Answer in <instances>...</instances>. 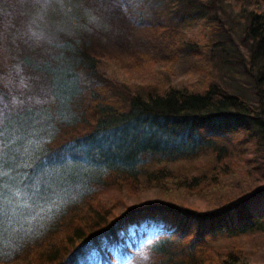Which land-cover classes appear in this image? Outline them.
I'll return each mask as SVG.
<instances>
[{"label":"trees","instance_id":"16d2710c","mask_svg":"<svg viewBox=\"0 0 264 264\" xmlns=\"http://www.w3.org/2000/svg\"><path fill=\"white\" fill-rule=\"evenodd\" d=\"M55 1L22 14L56 12L19 34L28 91L0 81V264H264V0H102L111 56ZM115 56L155 80L112 86Z\"/></svg>","mask_w":264,"mask_h":264},{"label":"rangeland","instance_id":"374dc122","mask_svg":"<svg viewBox=\"0 0 264 264\" xmlns=\"http://www.w3.org/2000/svg\"><path fill=\"white\" fill-rule=\"evenodd\" d=\"M102 0H77V2L81 3L83 9H87L88 11V22L97 21V39L94 38L93 45L94 48L97 49L99 45V50L105 52L104 55L111 56L113 54H122L126 52L130 40H129V30L127 33L126 40L120 46H116L118 39L114 38L116 34H124L125 30H127L128 26L126 25L124 18L122 15L116 14V12H111L109 10V6L101 5ZM105 1V0H103ZM108 5L111 3L109 0ZM14 3V4H13ZM28 3H32V0L25 2V0H0V4L4 7H0V81H1V89L5 94L8 90L10 94H14V96L22 95L25 91H28L29 85L26 87L24 84V80L18 74V67L12 65L13 55L16 54L19 40V34H22L23 31L27 30V33L30 34L36 28H39V17L40 20L43 19L42 16L50 18L55 15L56 12L51 10L47 13L45 8H39V11H36L34 14L29 12L30 15L28 21L26 22V17H23L22 14L26 13V8H29L31 5H26ZM106 3V2H105ZM54 5L58 7L65 8L66 6H73V0H57L53 2ZM35 8V5H34ZM81 8V6H80ZM6 9V12L3 10ZM43 10V13H42ZM84 13L82 10H80ZM127 14L132 11L125 10ZM39 17L37 16V14ZM8 16V18H7ZM122 16V17H121ZM85 18V17H84ZM83 18V19H84ZM117 18H123L124 23L118 24ZM82 18H80L77 22H79ZM76 23V22H74ZM27 27V28H26ZM129 29L135 30L131 26ZM189 34L196 36L198 38L203 37V24L201 22L193 23L188 30H186ZM110 34V35H107ZM133 42V40H131ZM138 41V39H137ZM126 47H125V45ZM153 54H151L152 56ZM117 57V56H115ZM118 68V76H110L108 73H104L106 76V82L112 84L115 87H122L120 81H124V85H130L132 83L137 84H146L149 81H153L156 78L155 72L156 65L149 59L144 58H136V59H128L126 57H117L114 62V68ZM167 65H165V68ZM178 72V71H177ZM8 88V89H7ZM118 88V90L120 89ZM14 99V98H13ZM18 100V97L14 99ZM145 222H153V227H158V225L162 224L163 218L157 217L156 221L153 218H142L141 220H136L133 225L142 229Z\"/></svg>","mask_w":264,"mask_h":264}]
</instances>
